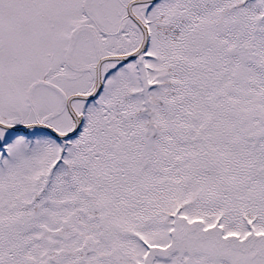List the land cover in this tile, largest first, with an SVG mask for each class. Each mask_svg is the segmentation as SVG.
<instances>
[{
  "label": "snow or ice",
  "instance_id": "6c2138e0",
  "mask_svg": "<svg viewBox=\"0 0 264 264\" xmlns=\"http://www.w3.org/2000/svg\"><path fill=\"white\" fill-rule=\"evenodd\" d=\"M0 264H264V0H0Z\"/></svg>",
  "mask_w": 264,
  "mask_h": 264
}]
</instances>
